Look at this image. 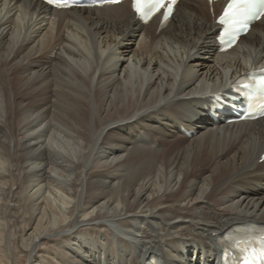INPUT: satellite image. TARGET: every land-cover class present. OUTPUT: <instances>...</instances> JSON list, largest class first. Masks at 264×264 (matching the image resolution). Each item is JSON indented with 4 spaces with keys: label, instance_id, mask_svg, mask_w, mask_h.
Wrapping results in <instances>:
<instances>
[{
    "label": "bare ground",
    "instance_id": "obj_1",
    "mask_svg": "<svg viewBox=\"0 0 264 264\" xmlns=\"http://www.w3.org/2000/svg\"><path fill=\"white\" fill-rule=\"evenodd\" d=\"M223 4L162 27L0 0V264H245L226 235L264 228V118L227 120L264 18L223 52Z\"/></svg>",
    "mask_w": 264,
    "mask_h": 264
},
{
    "label": "snow or ice",
    "instance_id": "obj_2",
    "mask_svg": "<svg viewBox=\"0 0 264 264\" xmlns=\"http://www.w3.org/2000/svg\"><path fill=\"white\" fill-rule=\"evenodd\" d=\"M118 2V0H117ZM177 0H132V9L143 21H149L157 13L163 12V19H169ZM53 3V0H48ZM58 7H66L64 3H57ZM264 18V0H227L219 23L224 26L221 41H231L236 38V33L241 28L248 27L249 19ZM258 85H264V80L258 81ZM251 85H246L250 87ZM264 242V233L259 236H249L236 242V247H245L254 241Z\"/></svg>",
    "mask_w": 264,
    "mask_h": 264
},
{
    "label": "rangeland",
    "instance_id": "obj_3",
    "mask_svg": "<svg viewBox=\"0 0 264 264\" xmlns=\"http://www.w3.org/2000/svg\"><path fill=\"white\" fill-rule=\"evenodd\" d=\"M129 39H131V38H130V37H127L126 39H124V42H125V43H128V45H129V46H131V45H132V46H133V48H135V47H136V45H137V43H136V42H137V40L135 39V43H134V42H133V43H131V42H129ZM24 264H25V262H24ZM26 264H27V263H26Z\"/></svg>",
    "mask_w": 264,
    "mask_h": 264
}]
</instances>
